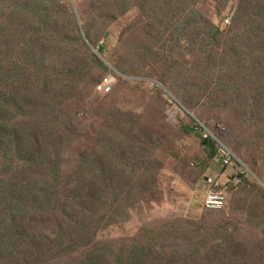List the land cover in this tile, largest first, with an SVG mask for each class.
<instances>
[{"label": "rangeland", "instance_id": "374dc122", "mask_svg": "<svg viewBox=\"0 0 264 264\" xmlns=\"http://www.w3.org/2000/svg\"><path fill=\"white\" fill-rule=\"evenodd\" d=\"M0 264H264V0H0Z\"/></svg>", "mask_w": 264, "mask_h": 264}, {"label": "built area", "instance_id": "2783aa9c", "mask_svg": "<svg viewBox=\"0 0 264 264\" xmlns=\"http://www.w3.org/2000/svg\"><path fill=\"white\" fill-rule=\"evenodd\" d=\"M225 23L229 24V21L226 20ZM96 90L97 93L103 95L109 94L112 90L110 79H104ZM195 122L192 131L200 134L203 140H210L216 145L215 162L223 170L219 174H209L204 177L206 197L203 205L210 211H220L225 209L228 204L229 189L239 184L242 176L249 173V170L239 161L237 155L223 139L214 135L203 124Z\"/></svg>", "mask_w": 264, "mask_h": 264}, {"label": "trees", "instance_id": "16d2710c", "mask_svg": "<svg viewBox=\"0 0 264 264\" xmlns=\"http://www.w3.org/2000/svg\"><path fill=\"white\" fill-rule=\"evenodd\" d=\"M202 144H203L204 146H206L207 148H209V149H210V153H212V156L215 157V155H216V153H217L216 145H215L214 143H212L210 140H203V139H202ZM13 186H14V189H15V190H20V188H21L20 185H18V187H15V185H13ZM49 196H50V195H47V196L44 198L43 201H47L48 198H49ZM41 210H42V204H40L39 207L37 208V210H35V211L38 212V213H40ZM68 215H69V214H68ZM33 216H38V214H37V213H34Z\"/></svg>", "mask_w": 264, "mask_h": 264}]
</instances>
